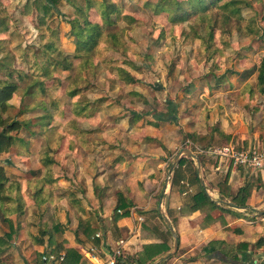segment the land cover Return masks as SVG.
Here are the masks:
<instances>
[{
	"label": "rangeland",
	"instance_id": "1",
	"mask_svg": "<svg viewBox=\"0 0 264 264\" xmlns=\"http://www.w3.org/2000/svg\"><path fill=\"white\" fill-rule=\"evenodd\" d=\"M90 1L88 20L101 24L98 8L104 0ZM106 1L118 9L115 23L85 53L77 51L68 23L76 17L75 8L85 9L84 0H57L51 8L48 0H0V59L10 66L0 64V78L18 86L9 116L28 123L16 134L19 141L9 153L0 156L7 176L20 185L22 199L21 214L9 216L19 228L9 248L12 264L36 263L45 251L73 249L81 254L83 247H96L89 236L106 231L105 133L121 139L126 157L131 150L134 155L145 150L138 141L148 132L149 122H158L153 132L163 134L149 153L167 156L172 152L166 138L177 146L174 154L182 149L194 154V146L234 144L221 127L225 119L228 127L233 126L228 116L238 120L233 128L238 137L264 131L256 120L264 101L255 89L256 65L264 55V0H244L248 5L241 6L239 17L221 7L230 0L203 11L192 5L189 10L186 0H178L185 17L173 21L166 11L156 12L148 5L157 0ZM47 43L68 57L67 70L48 61ZM119 70L135 81L125 82ZM246 119H251L249 124ZM42 124L47 125L39 128ZM260 141L264 143V138ZM113 152L110 163L117 159ZM44 154L53 161L48 168L40 161ZM172 156L162 168L160 186L176 168ZM229 168L238 167L225 169ZM157 198H152L153 210ZM145 216L157 221L155 214ZM160 226L167 228L164 222ZM8 230L0 218V234ZM43 230L53 232L52 237L42 236ZM241 252L247 257L236 264H264V250L258 254L254 245L245 251L228 250L226 255L242 258ZM219 258L197 249L182 258L176 252L162 264H234Z\"/></svg>",
	"mask_w": 264,
	"mask_h": 264
},
{
	"label": "crops",
	"instance_id": "2",
	"mask_svg": "<svg viewBox=\"0 0 264 264\" xmlns=\"http://www.w3.org/2000/svg\"><path fill=\"white\" fill-rule=\"evenodd\" d=\"M263 107V106H262ZM233 113V112H231ZM227 119L231 121L233 126L228 127L226 119L222 122L224 137L235 141L221 144H232L238 148H248L250 146L263 145L260 141L263 137L264 131H254L250 136H236L233 132L234 125L237 119L231 120V116ZM259 120L257 126L264 127V111L261 109L256 117ZM248 121L246 119V123ZM152 125H146L148 132L143 134L139 142V146L145 150L138 155H134V150H131L130 155L124 156L125 150L122 147L120 138L112 139L105 133V227L106 231L103 234L104 243L94 240L96 247L105 254L113 248L118 240L123 239L126 244L124 246L125 253L133 255L132 253L141 251L142 245L151 243H165L167 246H173V236L171 233L160 224L164 221L158 211L160 206L162 214L169 220L171 227L174 230L178 239V253L180 258L185 255L196 253L202 250L203 247L208 246L209 243H214L213 247L218 253L224 247H234L240 244L248 246L254 245L257 248L258 254L264 250V217L254 218L256 210L264 206V172L256 174L254 178L249 179L240 169H225L218 166L210 159L193 154L197 157L199 162V170L197 171L196 161L190 156L181 155V150L174 154L176 150L173 141L166 138L165 141H170L168 150L172 152V162L175 163L170 169L168 181H164L160 186V175L164 173L162 170L167 158L166 153L150 154L152 151L151 145L154 141L160 140L163 134L153 132L159 126L158 122H149ZM144 129V128H143ZM142 129V130H143ZM146 131V129H145ZM113 141V143H111ZM247 141V143H244ZM174 148H171L170 145ZM148 145V146H147ZM159 144L158 146H160ZM214 147H220L213 145ZM184 150V149H182ZM187 150V149H186ZM117 152L116 160L109 157V152ZM189 151V150H188ZM113 152V153H114ZM119 152L122 153L119 154ZM168 154V155H169ZM160 155V156H159ZM164 155V156H163ZM184 159L182 165L177 166V162ZM194 170L196 177L203 183H196L194 180ZM220 170V173H219ZM217 171V172H216ZM200 172V175H199ZM157 176V177H156ZM171 177V178H170ZM149 178V179H148ZM134 180V182H132ZM160 180V181H158ZM129 181V182H128ZM247 182L253 184L250 196L247 199V208L239 209L232 202L233 196L243 187ZM132 186V187H131ZM201 188L205 191L209 200L214 204L210 208L203 201L201 204L197 202V196ZM124 189V190H122ZM153 189V190H152ZM152 190L147 198L144 197L146 191ZM260 195V196H259ZM122 196L128 205V209H123L122 212L128 210V215H123L116 221L112 220V209L119 202ZM153 196L158 197L156 203V210H153L154 200ZM199 196V195H198ZM259 196V197H258ZM202 200V199H201ZM126 204V205H127ZM195 207V209H193ZM263 209V208H262ZM153 211V212H152ZM157 211V212H156ZM253 212V215L250 213ZM155 214L157 221L153 219L146 220V214ZM144 214V215H143ZM145 216V217H144ZM143 218V222L138 223L137 219ZM151 219V218H149ZM162 222H160L161 220ZM262 222V223H261ZM165 223V222H164ZM143 226H150V229L141 231ZM136 228V229H135ZM138 228V229H137ZM135 230V232H134ZM99 233V232H97ZM113 236V237H112ZM120 236V237H118ZM115 237V238H114ZM81 255V254H80ZM207 255L208 254H205ZM247 255V254H246ZM247 257V256H246ZM245 258V257H244ZM179 258L175 259V262ZM197 260V259H193ZM183 262V259H182ZM189 262L186 264H197ZM81 264H88L82 258Z\"/></svg>",
	"mask_w": 264,
	"mask_h": 264
},
{
	"label": "trees",
	"instance_id": "3",
	"mask_svg": "<svg viewBox=\"0 0 264 264\" xmlns=\"http://www.w3.org/2000/svg\"><path fill=\"white\" fill-rule=\"evenodd\" d=\"M177 1L178 0H157L154 4L149 3L148 5H153L156 9V12L166 11L168 16L172 15L171 17L172 21L174 19L181 20L185 16L183 9L180 7ZM221 1L222 0H186L185 4L187 5L189 10H190V5H192L194 6V8L203 11L207 9L208 6L210 5L216 6V4ZM56 3L57 0H48L46 6L51 8L52 6H55ZM84 4H85V9H81L78 7L75 8L76 17L73 18L68 23L70 25L69 34H71L75 39V46L77 51L79 52L83 51L87 53L93 47L96 46L105 28H108L115 23L113 20V15L116 12H118V9L113 2L106 0L102 1L100 3L101 7L98 8V16L101 20V24H98V23L90 22L86 15L87 11L91 8L93 3L90 0H84ZM245 4L246 2L244 0H230L223 2L221 7L227 8L231 15L239 17L241 6ZM247 5L248 4H246V6ZM44 48L50 57L48 61H55V63L63 67L64 70L68 69L70 65L67 56L62 57L61 56L62 54L60 53L61 51H57V49L54 47L52 43L45 44ZM53 53L55 54L54 58H52ZM76 57L79 58V56ZM4 62L5 60L3 58L0 59V64L6 69L9 68L10 66H6ZM119 71L121 72L122 78L125 82L133 83L135 81V79L131 77L127 72H124L122 70ZM255 89L256 92H258V94L262 97L264 101V55L261 56L258 64L256 65ZM17 90H18V86L15 82L11 81L10 79L0 78V156L9 153L10 149H12L15 143L19 141L16 134L23 127L25 126L28 127V123H25L24 121H19L14 116L13 117L9 116L8 111L14 108V105L11 103V100L14 94L17 92ZM75 92L76 90L70 91L69 96H73ZM18 112H19L18 114L22 113L21 111ZM46 125L47 124H42V126H40L39 128H45ZM149 125L152 124L149 123ZM40 161L45 168H48L50 165L53 164L52 159L49 156H47V154H44L40 159ZM183 162L184 159H180L177 162V166L182 165ZM3 164L6 163L0 160V218L4 224H7L9 230L5 233L0 234V264H6L7 261L11 262L12 264L13 259L9 254V248L10 246H12L14 240H16V238L18 237L19 228L17 226L15 227L13 226V222L9 218V216L21 214L22 199L20 196V185L17 182L10 180V178L7 176L5 172ZM194 180L196 181V183H199L198 178L196 177L195 170H194ZM252 188H253V184L251 182H247V184L241 187L239 191L236 193V195L233 196L232 202L236 205L237 208L242 209L248 207L246 203H247V199L250 196ZM198 195H196L198 204H201L204 201L206 205H208L210 208H213L214 204L209 200L208 196L206 195L205 191L202 188ZM126 204L127 203L124 200V198L120 196L119 202L116 204V210H114L112 214L113 221L120 219L123 215H128V210L125 211L124 213L122 212L121 215L117 214V210L122 211V208L128 209L127 207L129 204L127 205ZM193 209H195V207ZM80 226L81 224H79V227ZM54 229H58V228H54ZM145 230L147 229L143 226L141 231L144 232ZM167 231L169 233V230ZM41 233L42 236L49 235V237H52L53 234V232H49L47 230H43ZM95 233L97 232L93 231V233L89 236L88 240L91 241ZM36 241L42 243L41 240L36 239ZM213 247H215L214 243H209L208 246L203 247L202 250L204 251L205 254L208 255H219L220 256L219 259L222 262L223 261L227 262V259H230L233 261L234 264H236L242 262L243 259L245 260L244 257L246 256L242 255L243 252L240 253L242 258L241 257L239 258L237 255L232 257H227L226 255L228 250L241 251L242 249L243 251H245L247 246L244 244L234 246V248L230 246L224 247L227 250L223 249L220 250L218 253H216L217 251ZM141 248H142L141 251L136 252L134 255H128V254L124 255L125 249H123L121 259L117 261V264H152L154 260H156L159 256L167 253L171 247L167 246L163 242L162 243L155 242L151 244L142 245ZM50 252L58 253L52 250ZM64 255H65L64 261L61 264H81L80 262L82 261V256L73 249H68L64 253ZM163 262L164 261H162L160 264H162Z\"/></svg>",
	"mask_w": 264,
	"mask_h": 264
},
{
	"label": "built area",
	"instance_id": "4",
	"mask_svg": "<svg viewBox=\"0 0 264 264\" xmlns=\"http://www.w3.org/2000/svg\"><path fill=\"white\" fill-rule=\"evenodd\" d=\"M194 153L210 159L218 166L240 167L253 174L264 172L263 145L250 146L248 148H238L232 144L220 147L210 145L205 148L194 146ZM117 214L121 215L122 211L117 210ZM143 220V218L139 217L137 222L141 223ZM93 239L102 243L105 242L103 234L100 232L95 233ZM125 244L126 242L123 239L118 240L106 254L105 251L102 253L97 247L86 246L81 249V256L88 264H117V261L121 259ZM64 257V253L45 251L41 253L38 262L33 264H61L64 261Z\"/></svg>",
	"mask_w": 264,
	"mask_h": 264
},
{
	"label": "water",
	"instance_id": "5",
	"mask_svg": "<svg viewBox=\"0 0 264 264\" xmlns=\"http://www.w3.org/2000/svg\"><path fill=\"white\" fill-rule=\"evenodd\" d=\"M182 152L185 155L190 156L192 159H194L196 161L197 171H198L199 170V162H198L197 157L195 155H193L190 151L186 150V149L181 150L180 153H182ZM199 181H200V183H202L201 180H199ZM158 211H159L160 215L162 216V218L164 220L163 222H165V224L167 225V227L169 229V232L173 236V246H172V250L170 252H167L164 255H162L159 258V260H158V262H159V261L166 260L167 258L173 256L177 252V250H178V239H177V236L174 233L173 228L171 227L170 222H168L169 220L162 214L160 206L158 207ZM263 214H264V208L263 209H260L259 211H255V214L253 215V217L256 216V215L257 216H260V215H263ZM158 262H154L153 264H157Z\"/></svg>",
	"mask_w": 264,
	"mask_h": 264
}]
</instances>
